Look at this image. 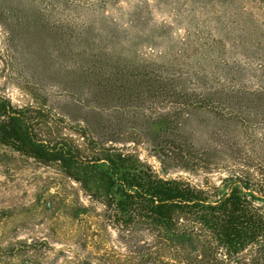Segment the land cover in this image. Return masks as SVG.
<instances>
[{
    "label": "rangeland",
    "instance_id": "374dc122",
    "mask_svg": "<svg viewBox=\"0 0 264 264\" xmlns=\"http://www.w3.org/2000/svg\"><path fill=\"white\" fill-rule=\"evenodd\" d=\"M262 28L261 0H0V96L17 106H43L50 127L76 143L83 141L78 131L85 115L92 121L114 117L105 121L103 135L116 138L115 146L167 176L219 183L264 133L262 117L235 113L246 96L264 89ZM123 65L223 96L193 110L185 122L203 161L195 160V171L178 168L180 161L154 140L166 116L183 121L165 90L143 92L124 107L118 100L103 108L93 95L103 72ZM74 201L89 203L81 186L57 167L0 146L1 231L49 236L55 211L46 204H60V231L67 232L64 204ZM50 241L51 256L71 249L63 236Z\"/></svg>",
    "mask_w": 264,
    "mask_h": 264
},
{
    "label": "trees",
    "instance_id": "16d2710c",
    "mask_svg": "<svg viewBox=\"0 0 264 264\" xmlns=\"http://www.w3.org/2000/svg\"><path fill=\"white\" fill-rule=\"evenodd\" d=\"M260 44L264 56V28ZM121 67L103 72L93 95L105 108L165 90L183 121L166 116L154 140L167 146L166 156L180 161L178 168L195 171V160L203 161L188 141L185 122L193 110L223 96L208 88L190 91L161 72ZM246 98L235 113L264 119V89ZM46 111L0 96V146L57 167L81 186L89 203L64 204L71 223L67 232L60 231V204H46L55 211L49 236L21 238L0 230V264H264V133L256 147L234 159L219 183L208 178L196 183L160 173L136 153L115 146L116 138L103 135L105 121L113 123L114 117L92 121L85 115L78 131L83 141L76 143L50 127ZM58 236L71 241L66 249L71 254L64 249L48 254L54 249L50 240Z\"/></svg>",
    "mask_w": 264,
    "mask_h": 264
}]
</instances>
